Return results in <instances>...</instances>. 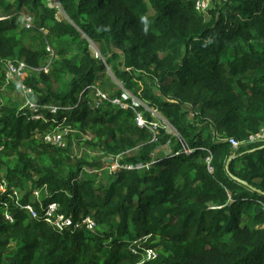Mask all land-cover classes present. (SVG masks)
<instances>
[{
    "label": "trees",
    "instance_id": "trees-1",
    "mask_svg": "<svg viewBox=\"0 0 264 264\" xmlns=\"http://www.w3.org/2000/svg\"><path fill=\"white\" fill-rule=\"evenodd\" d=\"M50 1L0 0V264H264V142H248L264 127V0ZM8 60L49 68L24 80L41 117ZM129 91L171 129L140 127ZM65 128L91 133L99 159L44 142ZM51 202L96 230H57Z\"/></svg>",
    "mask_w": 264,
    "mask_h": 264
},
{
    "label": "built area",
    "instance_id": "built-area-1",
    "mask_svg": "<svg viewBox=\"0 0 264 264\" xmlns=\"http://www.w3.org/2000/svg\"><path fill=\"white\" fill-rule=\"evenodd\" d=\"M209 7H210V0H197V2H196V8L200 12H206L209 9ZM23 16L25 17L26 22L28 23L27 26L31 27L34 25L33 19L31 17H26L25 15H23ZM47 47H48V50L53 52V49L51 48V46L49 44ZM48 70H49V68L47 66H44L42 68H34V67L30 66L29 63H27L24 60H19V61L8 60L4 65V74L7 78V81L17 80V82L20 83V88L24 91L25 94H27L26 104L24 105V107H29L33 112L32 116L35 118L41 117V113L39 111L38 105L34 101L31 100L30 96H28V93L32 89L29 88L24 83V80L26 77H28L29 73H31V72H40V71H48ZM130 93L128 92L127 94H123V97L125 99H128L129 97H131L133 99V103H134L133 108L135 109V112H136V121L140 127H146L149 130H151L154 134V139H156V135H157L160 127H165V128L171 129V125L168 123V121L165 120L164 118H162L155 109L149 108L142 101H139V99L135 98L133 96V94L130 95ZM96 96L100 99H106L107 100V97L100 90H97ZM112 102L120 104L124 109L129 107V105H127L126 103H124L120 99H114V100H112ZM140 105L147 107V109L149 111H151L152 115L155 116L157 119L148 122L147 119L144 117L142 111H139L138 109L136 110V107H138ZM50 109L54 113H56L60 110L59 107L54 106V105H52L50 107ZM70 132H72V129H70V128H65L64 130H58L57 129V130L46 133L44 135L43 139H44V142H46V143H50L53 145L64 147V146H66L65 138L67 137V135ZM229 142L234 149H238L244 143V141L238 140L236 138H230ZM248 142L249 143H262V142H264V127L261 128L258 132L251 134L249 136ZM208 161H209L208 162L209 163V170L212 171L213 167L210 165L211 158H209ZM111 167L113 168V171H116L117 169H119L121 167L134 168L135 166L132 164L121 165L118 161H116V162L112 163ZM136 167L142 168L143 166L142 165H136ZM5 187H6V184L2 183L1 189L5 190ZM34 194L37 195V197H39L40 191L36 190ZM12 195L16 196V197H20L21 192L19 189H14L12 191ZM43 209H44V214H45L46 220L49 223L53 224L55 226V228L59 231H63L66 229L75 231L77 229H85V228L90 230V231H95L97 228V222L91 216L83 217L81 219L75 220L72 217L67 216L64 213H61L60 212V205L57 202H51L47 207H44ZM24 210L31 217H33V218L38 217V212L32 204H30V203L26 204L24 206ZM7 218L10 221H13L12 216L8 215ZM133 252L137 253L136 250H133ZM157 255H158V253L155 249H148V250H146V252L144 253L143 256H144L145 260H150V259H155L157 257ZM142 263L143 262H141V264Z\"/></svg>",
    "mask_w": 264,
    "mask_h": 264
},
{
    "label": "rangeland",
    "instance_id": "rangeland-1",
    "mask_svg": "<svg viewBox=\"0 0 264 264\" xmlns=\"http://www.w3.org/2000/svg\"><path fill=\"white\" fill-rule=\"evenodd\" d=\"M211 2H212V4H211V6H212L213 5V1H211ZM49 4H51L53 6L60 7V4H59L58 0H51L49 2ZM58 15L61 16V13L59 12ZM51 48H53V46ZM108 69H110V70H109L108 74L105 75V77H104L105 78V83L104 84H106L107 87L111 88V83H114V84H118L119 87L122 88V85H121L120 81L117 80V78H115L111 68L108 67ZM40 72H42V71H40ZM38 73L39 72H31V73H29L28 76H32V75L36 76V74H38ZM104 84H102L101 87H103ZM98 87L100 88L98 90H100L107 97V100H110L112 98L111 95H110L111 91H105V90H102L100 86H98ZM5 91L6 92H4V93L7 94L9 92V89H5ZM96 92H97V90H96ZM129 93H130V91H129ZM12 94L15 95V92H13ZM130 95H132V94L130 93ZM20 97H21V95H20ZM94 99H95V101H97V98H96L95 94H94ZM102 100H106V99H102ZM103 102L104 101H102L101 103L99 102V103L102 104ZM103 106H105V104ZM192 116L193 115L191 114L189 119ZM70 140H72V142L75 144L74 145V149H75L76 154H78V155L87 154L89 156V161H94V160H98L99 159L100 154L97 155L98 152L93 149L94 140H93V137H92L91 133H86V132L85 133H79L78 130L72 129V132H70L68 137L65 138L66 145L69 143ZM131 152H133V151H131ZM111 170H113V168ZM35 196H37V195H35Z\"/></svg>",
    "mask_w": 264,
    "mask_h": 264
},
{
    "label": "water",
    "instance_id": "water-1",
    "mask_svg": "<svg viewBox=\"0 0 264 264\" xmlns=\"http://www.w3.org/2000/svg\"><path fill=\"white\" fill-rule=\"evenodd\" d=\"M98 52H99V50H98ZM100 53V52H99ZM106 162H109V163H113L114 162V159L113 158H106ZM229 162H230V159H229V161H228V163H227V169L229 168Z\"/></svg>",
    "mask_w": 264,
    "mask_h": 264
}]
</instances>
